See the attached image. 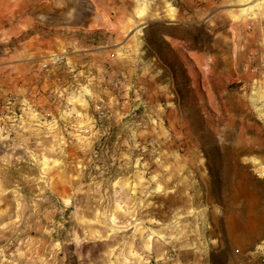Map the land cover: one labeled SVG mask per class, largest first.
Returning <instances> with one entry per match:
<instances>
[{
	"label": "rangeland",
	"instance_id": "1",
	"mask_svg": "<svg viewBox=\"0 0 264 264\" xmlns=\"http://www.w3.org/2000/svg\"><path fill=\"white\" fill-rule=\"evenodd\" d=\"M130 9L107 60L0 73V264H264V0Z\"/></svg>",
	"mask_w": 264,
	"mask_h": 264
},
{
	"label": "crops",
	"instance_id": "2",
	"mask_svg": "<svg viewBox=\"0 0 264 264\" xmlns=\"http://www.w3.org/2000/svg\"><path fill=\"white\" fill-rule=\"evenodd\" d=\"M8 1L16 2L18 17H27L28 30L41 22L45 26L8 61L1 60L0 73L3 74L7 66L6 72L12 80L28 75L30 77L26 78H32L31 70L37 59L67 48L76 52L73 60L77 63L107 60L110 48L125 43L127 34L136 24L130 9L131 0H26L28 14H24L23 0ZM148 18L152 16L143 17V28Z\"/></svg>",
	"mask_w": 264,
	"mask_h": 264
},
{
	"label": "built area",
	"instance_id": "3",
	"mask_svg": "<svg viewBox=\"0 0 264 264\" xmlns=\"http://www.w3.org/2000/svg\"><path fill=\"white\" fill-rule=\"evenodd\" d=\"M52 60H53L54 63H57V64H58V63H60V62L62 61V58H60V57H55V58H53ZM44 67H47V65L44 64ZM98 109H99V112L103 113L102 110H100V107H98Z\"/></svg>",
	"mask_w": 264,
	"mask_h": 264
}]
</instances>
